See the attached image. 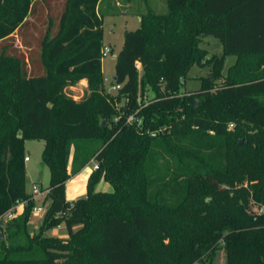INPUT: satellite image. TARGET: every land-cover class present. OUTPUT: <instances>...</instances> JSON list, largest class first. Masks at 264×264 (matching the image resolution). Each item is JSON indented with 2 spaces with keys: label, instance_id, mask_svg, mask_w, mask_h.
Here are the masks:
<instances>
[{
  "label": "trees",
  "instance_id": "16d2710c",
  "mask_svg": "<svg viewBox=\"0 0 264 264\" xmlns=\"http://www.w3.org/2000/svg\"><path fill=\"white\" fill-rule=\"evenodd\" d=\"M34 1L0 0V40ZM99 1L65 0L55 34L48 28L41 41L44 74L27 76L19 58L0 57V264H213L219 247L226 264H264V212L250 211L264 206V0H166L165 13L142 14L123 34L113 94L103 82ZM207 35L224 55H207ZM225 55L237 61L222 79ZM194 65L211 74L182 92ZM84 78L83 98L65 93ZM129 113L138 121L126 124ZM26 140L44 141L49 169L50 203L33 235ZM90 160L85 195L68 202L66 181ZM137 165L143 195L133 188ZM100 180L113 190L95 191ZM16 200L27 203L3 220ZM60 226L67 237L44 234Z\"/></svg>",
  "mask_w": 264,
  "mask_h": 264
},
{
  "label": "rangeland",
  "instance_id": "374dc122",
  "mask_svg": "<svg viewBox=\"0 0 264 264\" xmlns=\"http://www.w3.org/2000/svg\"><path fill=\"white\" fill-rule=\"evenodd\" d=\"M106 1H108L106 2V4L108 5L106 6V8L101 7L100 13L103 17V49H113L102 58L103 78H106V81L104 82L105 90L107 89V87H110V80L114 75V55L121 48L124 32L133 30L138 25L137 19L135 17V12L137 10V5H139L140 1L143 0H132L133 6L129 7L126 6V0H121V6H116L114 0ZM64 2L65 0L34 1L31 11L25 22L18 29H16L12 35L0 40V57L13 56L19 58L23 64V71L27 76H38L44 74L45 68L41 60V41L48 28L50 31V35L55 34L57 30L58 19L64 7ZM150 4L153 5V9L151 8L153 12H166V4L164 0H150ZM146 12L147 10L141 13V15ZM200 46L206 49L208 56L212 54H216L218 56L224 55L221 42L219 41V39L212 35L204 36ZM236 61L237 58L234 55L224 56L222 79L227 75L228 67L233 65ZM210 74V66H192L184 78L185 83L182 86L181 91L183 92L196 90L201 84V77H208L210 76ZM222 79L216 82L217 85L221 83ZM65 93L70 97L71 95H75L77 96V100H79L87 94V91L85 89L81 91L79 87L74 90L66 87ZM145 95H147V98L152 97L151 91H147ZM123 107L124 100H121L120 102H118V109L120 111H123ZM97 145L98 142L96 141L92 144H87V147L95 148L97 147ZM24 147L25 156L28 157V160L25 161L27 171L26 190L30 192L34 183L42 188L47 187L49 184V169L41 161V152L44 147V141L26 140L24 143ZM133 163L135 164L136 161H133L130 165H133ZM132 168L137 170V174H135V177L133 176V188H135V193L137 195H143L144 189L141 185V165H137L136 167ZM101 185H108L110 187V190H112V186L107 182H103V184ZM130 190L131 189H129V191ZM46 193L43 196H39V198H36L35 205L44 204V197ZM84 195L85 194L78 193L75 200L83 197ZM67 197L68 199L72 198L69 192H67ZM47 204L48 201H46L45 207L47 206ZM19 209L20 208L15 211L16 216L19 213ZM250 211L254 214L264 212V206H258L257 204L252 202ZM2 219L5 220L4 218ZM35 220L36 219L31 216L28 225L29 233H31L32 235L38 231V229H35L33 225ZM65 233V227L60 226V228L51 227L47 229L44 234L46 236L61 237V235ZM208 260L209 258L205 257L204 261L196 264H206ZM213 264H226V256L223 248L219 247L214 253Z\"/></svg>",
  "mask_w": 264,
  "mask_h": 264
},
{
  "label": "crops",
  "instance_id": "0c3cea01",
  "mask_svg": "<svg viewBox=\"0 0 264 264\" xmlns=\"http://www.w3.org/2000/svg\"><path fill=\"white\" fill-rule=\"evenodd\" d=\"M165 1V4H166V0ZM106 0H100L98 2V5H97V11H98V14L101 16L102 14L101 13V7H105L108 5L106 4ZM115 2V5L116 6H121L122 5V1L121 0H114ZM126 6H133V3H132V0H126ZM65 4V2H64ZM64 8V7H63ZM151 8L153 9V5L150 4V0H143V1H140L139 5H137V10L135 12V17L137 19V22H138V25L133 29H137L139 28L140 26V22H141V13L145 12L147 10L148 11H152ZM63 11V10H62ZM146 12V13H147ZM153 12V11H152ZM155 13V12H154ZM165 13V12H164ZM145 14V13H144ZM102 18V21H103V17L101 16ZM123 43V41H122ZM122 46V45H121ZM113 48H110V52L112 51ZM116 55L117 53L114 55V61L116 60ZM115 63V62H114ZM115 65V64H114ZM102 73H103V65H102ZM77 87L80 88L81 91H83V89H85L87 92H88V83H87V79H81L79 80L75 85L73 86H69V88L71 90H74L76 89ZM71 97L74 99V100H77V96L75 95H71ZM27 161V160H26ZM93 163V165H92ZM96 167V161L95 160H90L78 173L72 175L67 181H66V184H65V197H66V200L68 202H71L72 200H75L76 196L78 193H81V194H85L86 193V182H87V178L88 176L91 174L92 170ZM69 171L71 169L70 167V164H69V167H68ZM25 171H26V166H25ZM26 179H27V171H26ZM103 182H106L104 180H100L96 185H95V188L94 190L95 191H98V192H111L113 190H110V187L108 185H101L103 184ZM108 183V182H107ZM98 185V186H97ZM99 188V189H97ZM27 191V190H26ZM29 192V191H27ZM67 192L70 193V196L72 198L68 199L67 197ZM45 194V193H44ZM44 194H42L41 196H43ZM39 198V197H37ZM45 198V197H44ZM36 200V199H35ZM34 200V201H35ZM46 201H48V204L47 206L45 207L46 205ZM50 201L48 199H44V204L42 205H35L34 207H40L41 208V211L39 212H36L35 210L32 209V212H31V215L30 217H34L36 220L34 222V228L38 229V227L40 226L41 224V221H42V218H43V215L49 205ZM23 210V207H20L19 209V213ZM18 213V214H19ZM38 221V223H37ZM29 222H30V218H29V221L27 223V228H28V225H29ZM60 228V227H58ZM29 231V230H28ZM31 234V233H30ZM62 238H65L67 237L66 233L65 234H62L61 235Z\"/></svg>",
  "mask_w": 264,
  "mask_h": 264
},
{
  "label": "built area",
  "instance_id": "2783aa9c",
  "mask_svg": "<svg viewBox=\"0 0 264 264\" xmlns=\"http://www.w3.org/2000/svg\"><path fill=\"white\" fill-rule=\"evenodd\" d=\"M110 52V50H102V58L103 56L107 55ZM136 67L138 69H140V63L138 61H136ZM106 81V78H103V82ZM121 87L120 84L117 83H113V78L110 80V87H107V89L105 90V92L109 93V94H113L115 93L119 88ZM150 102V98H147V95L143 96H139L138 98V103L140 104V106H144L146 104H148ZM115 107L117 109V111H119V114L113 119L114 123H116L118 121V119L120 118L121 115L124 114V111H120L118 109V102L115 101ZM139 109L136 110V112ZM135 120L138 121V119H135V113H129L125 115V123L129 124L134 122ZM229 128H233L234 124L233 123H229L228 124ZM163 128L159 129V130H155V131H150V134L153 136L155 135L157 132L162 131ZM28 160V157L25 156V161ZM47 190H44L42 187L38 186L37 184H33L32 189L30 190L29 194H30V199L35 200L37 197L41 196L42 194L46 193ZM27 203V200H16L14 202V204L1 216V218H4L5 220H9L12 219L16 216L15 211L20 208V207H24ZM33 210H35L36 212L41 211L40 207H33Z\"/></svg>",
  "mask_w": 264,
  "mask_h": 264
},
{
  "label": "water",
  "instance_id": "95a60500",
  "mask_svg": "<svg viewBox=\"0 0 264 264\" xmlns=\"http://www.w3.org/2000/svg\"><path fill=\"white\" fill-rule=\"evenodd\" d=\"M116 79V77H113V80H115Z\"/></svg>",
  "mask_w": 264,
  "mask_h": 264
}]
</instances>
